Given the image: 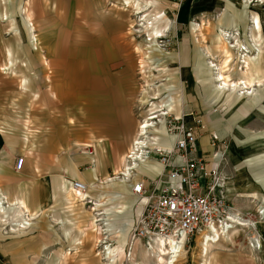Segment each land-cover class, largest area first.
<instances>
[{"label": "rangeland", "instance_id": "rangeland-1", "mask_svg": "<svg viewBox=\"0 0 264 264\" xmlns=\"http://www.w3.org/2000/svg\"><path fill=\"white\" fill-rule=\"evenodd\" d=\"M14 1L16 0H0V132L18 134L19 136L26 135L34 143V146L40 147V135L48 133L52 127L49 118L52 119V116L56 115L54 110L56 108L46 107L43 105V101L47 99L46 96L55 98L46 85L48 80L45 79L46 76L42 75L41 68L39 66L26 68L23 65L24 61L21 60L23 56L19 54L21 50L17 46L15 36L19 37L18 35H20L22 42L28 43L31 49L33 46L30 37L27 36L23 18L25 15L22 16L19 11L15 13L14 24L11 25L9 21L12 16L6 7H13ZM17 1V6H19L21 0ZM243 1H247L248 4H244ZM262 1L228 0L215 6L207 0H24L28 16L33 19L31 16L33 15L41 19L42 23L53 17L49 13L50 10H54V2H56L59 9L72 7V10L61 15L63 19L85 18L94 29L101 30L105 34V43L109 44L110 41L107 39L109 36H118L117 54L112 59H108L107 56L103 57L102 71L122 74L118 79L120 86L118 103L116 105L113 103L112 106L108 105V109L111 107L110 111L115 110L116 107L120 117H122L123 107H125L126 114L130 117L128 127L130 132H124L126 134L124 136L122 133L116 136V139L121 142L124 140L123 147L120 149L122 153L129 148L138 124L155 109L151 103H159L163 96L168 99V102L170 98L172 99L173 104H169L168 107L171 108L174 105L171 111L165 107L168 110L164 115L165 124L175 117H183L188 125H195L196 128L195 118H203V114L212 113V110L216 109L226 120L233 122V126L235 122V128L229 130L228 135L218 142L220 147L223 146L220 150L222 156L219 159V169L227 177L226 188H229V191L224 192L227 204L241 219L249 220L254 225H236L227 234H221L216 242L211 244L206 254L201 253L200 240L197 237L183 246V251L174 264H264V0ZM226 4L235 11L242 8L249 13L248 26L244 27L240 24L237 30L228 31L227 44L234 45L237 40L239 46H245L249 50V53L245 54V59L247 61V58L251 57L253 68H255L252 77L256 78L250 80L255 82V80L262 79V85L255 86L251 96L239 95L236 91L223 90L222 92L225 94L221 95L217 102L214 101L215 104L209 108L208 112H204L202 107H204L205 98L213 97L206 86L212 87L213 83L209 80L203 81L206 76L205 68L197 78L195 63L198 60L202 62L199 50L206 47L210 49L211 57H213L206 58L207 64L209 61H213L214 64L222 62V53L217 51L212 42L217 31L218 19ZM5 10H7L6 16ZM251 10L254 12L252 13L254 25L250 23L252 22L250 21ZM227 11L229 15H232L230 8ZM5 17H8V20ZM193 24L199 26L197 30ZM184 41L188 47V57L186 61L182 62L179 59V48ZM8 47L12 50L10 58L7 55ZM235 48H231L234 54L229 57L232 60L228 63V68L229 70L234 68V72L237 71L240 75L241 62L236 58L238 53L236 54ZM9 60L13 61L12 64L9 63ZM157 60H161L160 65L158 66V63L154 67ZM163 66L166 71L162 70ZM213 72L215 73L216 69H213ZM171 73H174L175 77L171 78L169 85L159 92L158 90L166 82L165 78L171 77ZM54 75L62 76L59 72ZM123 76L126 78L124 79ZM233 77H236L234 73H230V78L233 79ZM108 80L109 84L113 83L111 77ZM124 82L126 91H123ZM89 85L91 86L90 80ZM260 92H263V95L258 94ZM154 96L158 98H152ZM225 98L228 102L225 101ZM81 104L82 102H78V100L75 102L74 108H72L75 112L70 114V118L66 116L65 121H62L65 126L67 124L75 125L74 128L77 129L83 126L85 121L81 115ZM65 107L68 108L66 105ZM238 109H241V114H238ZM42 112L45 116L41 115ZM109 120L107 118V121ZM165 124L162 122L159 128L162 127L165 130ZM156 126L159 124L157 123ZM150 133L157 135L158 130L156 127L151 128ZM76 135V140L86 141L89 146H84L81 142L80 145L70 149V142L68 143L69 140H67L66 143L59 144L60 156L65 155L68 149L70 152L91 153L99 159L101 167L107 169L109 175L113 176L112 170H118L122 165V160L118 156L119 151L116 150L114 136L105 133ZM160 138L168 141V137L165 138L163 134L160 135ZM18 157L20 156L16 154L15 160ZM36 158L32 156L34 164ZM149 158L156 159V156L150 153ZM4 160L3 155L0 157V165L4 164ZM47 160L48 158L43 159L45 167ZM94 163L91 162L89 165ZM84 167L85 165H81L80 169H84ZM49 173L51 174L50 171ZM253 173H257L262 181H257ZM105 175V177L108 176ZM105 177H101L97 181L91 180L94 183L92 186L88 185L86 193L89 194V197L84 199L85 203L83 204L80 200H75V195L72 193L71 200L73 202L67 203V205H71L67 208L63 198L65 195L59 191H55V193L52 191L47 176L37 175V182L42 179L49 184L47 185L48 189H43L45 207L39 208L38 211L30 212L28 210L25 213H29L31 216H46L58 213L91 215L101 212L99 209L92 211L91 207L95 198L102 199L105 196V192H102L101 188L107 184H99L101 180H105ZM108 187H110V183H108ZM80 197L82 196L80 195ZM92 198H94L93 202H87ZM135 206L137 207V203ZM10 225L11 223L3 224L4 227L0 229V240H12V244L18 243L20 233L11 232ZM259 235L262 237V246L258 245L259 248H256L251 243H253L254 237L258 236L257 239H259ZM104 237L99 235L97 239L93 240L91 244L93 255L83 254L85 249L83 243L79 252L81 253L80 257L91 259L92 264L99 261L103 264H156L154 254L156 249L153 252L147 250L148 255L144 256L146 248L143 244L140 242L130 244L129 239L122 250L119 249L115 252L113 261L103 259V250H106L107 246L113 247L109 244L111 240ZM31 257L34 259L35 256H29V258ZM6 258L9 260V264L19 263V257L14 251L11 256L8 255ZM0 264H8V262Z\"/></svg>", "mask_w": 264, "mask_h": 264}, {"label": "crops", "instance_id": "crops-1", "mask_svg": "<svg viewBox=\"0 0 264 264\" xmlns=\"http://www.w3.org/2000/svg\"><path fill=\"white\" fill-rule=\"evenodd\" d=\"M207 1L211 5L219 6L221 3L228 0ZM17 3L18 1L16 0L13 2V7H6L10 10L12 16L9 18V21L11 25L14 24L15 13L19 11L22 16L25 15L23 18L27 36L30 37V42L33 46L31 49L28 43L22 42L23 40L20 35H18L19 37L15 36L17 46L21 50L19 54L23 56L21 60L24 61L23 65L26 68L37 66L41 68L42 75H44V77L46 76L45 79L48 80L46 85L55 98L53 99L50 96H46L47 99H44L43 105L56 108L54 109L56 115L54 114L52 119L49 118V121L52 122V127L48 133L43 136L40 135V147L37 145L34 146V143L31 142L26 135L19 136L18 134L0 132V157L4 155L5 159L4 164L0 165V229L4 227L3 224L11 223L10 231L20 233L18 243L12 244V240H0V263L8 262L9 264V260L6 257H8V255L11 256L12 251H14L19 257L18 264H92L90 262L91 259L87 260L83 257L81 258V253L79 252L84 243L85 249L83 254L93 255L91 252V244L99 235L105 236L104 238L111 240L109 244L113 247H108L107 250L104 251L106 257L103 259H111V261H113L115 252L119 249L122 250V247L126 246L130 231L133 228L139 211V208L135 206L138 199L132 192L133 182L143 180L146 189L148 191L152 190L156 182L155 178L163 167L157 158H148L144 163H140V166L143 165L134 170L132 175L128 176L121 174L128 163L126 156L129 151H131L134 139L138 136L139 124L141 122L137 126L136 133L134 134L135 136L131 139L129 148L126 152L122 153L120 149L123 147L124 140L121 142L116 139V136L120 133L124 136L126 135L124 132H130V128H128L130 125V117L126 114L125 107H123L122 117L119 116L116 107L115 110L112 109L110 111L111 107L108 109L109 104L112 106L113 103L115 105L118 103V91L120 89L118 79H120L122 74L117 72L109 73L106 70L102 71L103 57L107 56L108 59H112L117 54V40L119 38L118 36H109L107 38L110 41L109 44L105 43V34H103L101 30L98 31L94 29L92 24L88 23L85 18H74V20L63 19L61 15L66 11L72 10V7H69V9H59L58 3L54 2V10H50L49 13L50 16L53 17L46 19L45 22L42 23L41 19L33 15H31L33 19L28 16V9L26 2L24 4V0L20 1L19 6H17ZM228 8L232 10V15L228 14ZM234 11L232 7L226 4L218 19L217 31L215 32L212 43L217 51L222 53L223 60L221 63L217 64H219L221 70H223L225 79L229 81L236 82L237 80H245L251 84H255V86L262 85V79L255 80V82L250 80L251 78L256 79L252 77L255 68H253L251 57L247 58L246 68H244V70H242V68L239 69L240 75L237 71L234 72V68L230 70L228 68V63L232 60L229 57L234 53L229 44L224 42L225 40L223 41V36L220 32L222 29L223 31L229 32L231 30H237L240 24L244 27L248 26V11L242 8L240 10L237 9L235 13H233ZM252 13L254 12L252 11L250 14L251 20L254 19ZM4 14L6 16L7 10H5ZM5 19L8 20V17H5ZM193 27L197 30L199 26L193 24ZM179 49V59L184 62L188 57V47L185 41L181 43ZM199 52V55L202 56V62L198 60L195 63L194 60L195 70H197L195 74L197 78H199V73L203 72V68H205L206 76L203 81L209 80L213 83H211L212 87L209 85L206 86L208 92L210 95H213V97H206L204 100V107H202L204 112H208L210 110L209 108L213 107L215 102L221 98V95L223 96L225 94L222 91L226 89H221L216 86L218 80H215L216 76L212 75L211 69L208 67L206 58L212 55L210 49L208 47L205 49L202 48ZM11 53L12 50L8 47L7 55L9 58ZM237 53L238 52H236V54ZM236 58L238 59V57ZM160 61H155L156 64L154 67H156ZM12 62V60H9L10 64H12ZM159 65L160 63L158 66ZM162 70L166 71V68L164 67ZM58 72L62 74V76L60 75L57 77L54 75ZM216 73L217 70L214 74ZM230 73H234L236 77H233V79L230 78ZM170 75L171 77L165 78L166 82L158 90L159 92H161L162 89L164 90L166 85H169L171 78L175 77L174 73ZM110 77L112 79L111 81H113L111 84H109L108 80ZM123 78L125 79L126 77L123 76ZM89 80L91 81V86L89 85ZM258 83L259 85H257ZM237 88L235 91L239 94L240 88ZM210 89L211 91H209ZM123 91H126L125 82L123 83ZM252 94L239 95L251 96ZM258 94L263 95V92ZM152 98L157 99L158 97L154 96ZM212 98H216V100ZM77 100L78 102H82L81 115H83V120L85 121V123L83 122V126L78 129L74 128L75 125L72 126L67 124L65 126L64 122H62L65 121L64 118L66 116L70 118V114L75 112L72 108H74ZM171 101V98L168 102V99L163 96V99L160 98L159 103L152 102L151 106L155 109L159 107H163L164 109L168 107L169 104H173ZM65 105L68 107L67 109ZM241 107L244 108L243 106ZM172 108H174V105L171 106V108L168 107L169 111L173 110ZM153 113L161 119V116L156 113V111H153ZM238 114H241V109H238ZM41 115L45 116L43 112ZM202 117L201 126L198 125L194 131L198 151L204 156L206 167L209 168L215 161L220 164V150L223 148V146L220 147L221 145H219V155H215L214 153L216 150L212 145L213 139L219 138L223 140V138L228 135L229 130L235 128V122L233 126V122L226 120L217 109L212 110V113L208 112L207 114H203ZM107 118L110 120L107 121ZM158 124L159 126H155L158 133L157 135H153L155 138L151 147H167L172 143V137L167 136L162 127L159 128L162 122ZM101 133L114 136L116 150L119 151L118 156L122 160L121 167L118 170H112V174L114 173L113 176L109 175L110 173H108L107 169L101 167L99 159L91 153L89 154L83 151L70 152V149L76 147L78 144L80 145L81 142L84 146H89V143L86 141L76 140V134H78V136H86V134ZM161 134H163L165 138L168 137V141L164 140V138L162 140L160 138ZM67 140H69L68 143L70 142L69 144L72 146L69 145L70 149H68V152L60 156L59 152L61 149L59 148V144L62 142L66 143ZM16 154L23 158V165L19 171L14 169V156ZM32 156L37 157L35 164L32 161ZM44 158H48L46 167L43 161ZM173 161L175 163L179 162V158L175 157ZM91 162L95 163L89 165ZM81 165H85L84 169H80ZM105 174L108 176L105 177ZM253 174L257 181H262L257 173ZM37 175L41 177L47 176L48 181L50 180L52 191H54V193L55 191H59L62 195H65L63 198L65 199L67 208L71 207V205H67V203L71 204V202H73L71 197L73 194L75 195L71 188L73 180L86 183L88 189V185L92 186L94 181L99 180L101 177H105V180L99 182L101 185L107 184V186L101 188L102 192H105V196H103L102 199L92 198L91 201H87L93 202L94 199L95 202H93L94 204L91 207L92 211L99 209L101 212L98 215H95V213L91 215L58 213L46 216H31L29 213H25V211L28 210L30 212L38 211L39 208L45 207L43 189H48L47 185L49 184L42 179H39V182H37ZM114 180L117 181L114 182ZM108 183H110V187H108ZM164 183L163 180H160L155 190L159 191ZM226 185L227 183L225 181V192L229 191ZM86 191L81 194L82 197L75 195V200H80L82 204L85 203L84 199L89 197ZM103 228H105V230H101ZM258 240L259 244L258 242L257 244L261 247V235H259ZM147 255L148 252L144 249V256ZM29 256L35 257L33 259L32 257L29 258ZM97 263L103 264L100 261L96 262V264Z\"/></svg>", "mask_w": 264, "mask_h": 264}, {"label": "built area", "instance_id": "built-area-1", "mask_svg": "<svg viewBox=\"0 0 264 264\" xmlns=\"http://www.w3.org/2000/svg\"><path fill=\"white\" fill-rule=\"evenodd\" d=\"M194 121L201 126L202 118ZM194 129L195 125H188L183 117L170 119L165 131L174 137L171 147L150 150L163 167L152 190L146 189L143 180L133 182L132 192L138 199L139 211L130 231V244L140 242L153 251L157 243L168 246L169 241H183L185 246L206 230L213 232L214 228L221 234L224 229L233 228V216L239 215L227 204L224 195L227 177L221 173L217 161L206 167L205 158L197 148ZM214 139L212 145L217 155L221 140ZM175 157L179 162L173 161ZM22 165L23 158L18 157L15 170L19 171ZM160 180L165 183L156 191ZM71 185L78 192L87 190V185L78 180H73Z\"/></svg>", "mask_w": 264, "mask_h": 264}, {"label": "bare ground", "instance_id": "bare-ground-1", "mask_svg": "<svg viewBox=\"0 0 264 264\" xmlns=\"http://www.w3.org/2000/svg\"><path fill=\"white\" fill-rule=\"evenodd\" d=\"M258 1L263 2L262 0H258ZM243 3L248 4L247 1H243ZM251 21H252L251 23L254 24V20H251ZM220 33H222L221 35L223 36V40H225L228 43V39L226 38V36L229 35L228 31H223V29H222ZM157 38H159V37H157ZM237 43H238V41L236 40L234 45H229V46L231 48L236 47L235 49L238 52L237 57H238V59H240V62H241V67L239 69L246 68L247 61L245 59V54L249 53V50L245 46H241V45L239 46ZM257 49L259 50L258 47H257ZM208 67L211 69L212 75L216 76L215 80L216 79L218 80V82L216 83V86L218 88H221V89L223 88L226 90L235 91L236 88L238 87L241 89V92H238L239 94H249V95L255 90V88H254L255 84H251L250 82H247L245 80H237L236 82H233V81H229V80L225 79V77L223 75V70H221L220 65L214 64L213 61H209ZM213 69L217 70L216 74H214ZM257 85H259V83ZM157 110H159V111H157ZM165 110L166 109L165 108L163 109V107L153 109L151 112L148 113V115L145 118H143V120L139 124V129H138L139 133H138L137 138H135L133 143H132L131 151H129V153L126 156V160L128 163L125 167V170H123V173L121 172L122 175H128L129 176L130 174H133L134 170H136L140 166V163H144L149 158L150 150L155 148V146L151 147V144H153V142H154L155 136L151 135L150 131H151V128H154L157 123L163 122V124H165L164 123L165 122L164 121V115L167 114V111H168V110H166V111ZM153 111H156V113H158L161 116V119H159L157 117V115H155L153 113ZM166 135L172 137V143H173L174 137L169 135L168 133H166ZM172 143L169 146L162 147V148H169V147H171ZM217 155H219V153ZM71 188H72V192L75 193V195H77V196H80L81 194L84 193V192L76 191L72 186H71ZM225 190H224V192H225ZM99 213L100 212H96L95 215H98ZM233 219L235 220V222L232 224V226L234 225L233 228L236 225H242V226L249 225V224L251 226L254 225V224L250 223L249 220L241 219L240 216H233ZM101 230H105V228H103ZM212 230H213V232L211 230H209V231L206 230L200 236H198V238L200 240L199 242L201 245L200 251L202 254H206L208 252V248L211 246V244L216 242L217 238H219L221 234L225 235L228 233V231L226 229H224L221 234H219L217 232V230H214V228H212ZM257 237L258 236L254 237L253 243H251V244H254V246L256 248H259V246H258L259 240L257 239ZM182 242L183 241H181L180 243H175V242L169 241L168 246L165 245L164 242L157 243L156 248H155L156 251L154 252L155 259H156L155 263L156 264H174L178 260L180 253L183 251V243ZM257 242H258V244H257ZM107 248H108V246L106 247V250H107ZM146 250H148V249H146ZM104 251H105V249L103 250V252ZM153 251H151V252H153ZM105 257L106 256L104 255L103 258H105ZM202 264H207V263H202Z\"/></svg>", "mask_w": 264, "mask_h": 264}]
</instances>
